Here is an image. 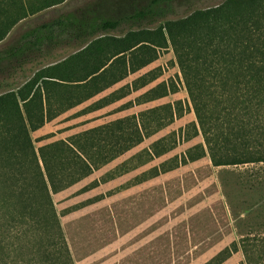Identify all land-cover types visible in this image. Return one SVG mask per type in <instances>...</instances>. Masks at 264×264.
<instances>
[{
	"label": "trees",
	"instance_id": "16d2710c",
	"mask_svg": "<svg viewBox=\"0 0 264 264\" xmlns=\"http://www.w3.org/2000/svg\"><path fill=\"white\" fill-rule=\"evenodd\" d=\"M63 1L0 0V41L20 20ZM182 2L148 0L115 16L86 4L26 29L0 51V264H75L52 195L181 116L180 101L74 134L71 141L36 147L32 132L145 67L163 49L173 50L197 121L184 136L200 133L203 142L181 159L143 171L141 180L205 155L213 166L264 161V0H223L170 18ZM68 49L74 52L56 60ZM17 76L25 80L17 83ZM157 77L153 71L137 77L132 90ZM177 89L162 82L139 97L147 102ZM113 95L87 108L124 93ZM165 108L169 115L151 127L148 115ZM172 148L163 137L148 154ZM225 252L204 264H219Z\"/></svg>",
	"mask_w": 264,
	"mask_h": 264
},
{
	"label": "rangeland",
	"instance_id": "374dc122",
	"mask_svg": "<svg viewBox=\"0 0 264 264\" xmlns=\"http://www.w3.org/2000/svg\"><path fill=\"white\" fill-rule=\"evenodd\" d=\"M147 1L65 0L24 18L5 43L25 29L86 4L115 16ZM222 1L183 0L170 18ZM72 52L74 49L62 51L56 60ZM149 71L158 77L132 90L133 80ZM32 74L27 73L29 77ZM23 80L15 78L17 83ZM162 82L176 84L177 91L143 102L139 96ZM112 92L115 97L124 96L98 109L87 108ZM177 101L181 116L52 195L75 264H204L225 250L226 258L219 264H264V161L213 166L205 155L141 180L143 171L160 168L166 160L181 159L189 147L203 142L200 133L190 139L184 136L186 130L194 131L192 122L197 121L171 47L161 50L145 67L46 122L32 137L36 147L57 139L71 141L74 134ZM165 115H169L167 108L149 114V125L154 127ZM163 137L173 148L160 156H149L152 144ZM106 176L108 180L91 186Z\"/></svg>",
	"mask_w": 264,
	"mask_h": 264
},
{
	"label": "crops",
	"instance_id": "0c3cea01",
	"mask_svg": "<svg viewBox=\"0 0 264 264\" xmlns=\"http://www.w3.org/2000/svg\"><path fill=\"white\" fill-rule=\"evenodd\" d=\"M23 20V19H22ZM22 20H20L11 30H10V32L8 33V35L3 39V40H1L0 41V44L1 43H3V46L0 48V51L6 46V45H8L9 43H11L16 37H18V36H16L14 39H12L11 41H8L7 43H5L6 42V40H9V36L11 35V32L13 31V29L22 21ZM26 30V29H25ZM25 30H23V31H25Z\"/></svg>",
	"mask_w": 264,
	"mask_h": 264
}]
</instances>
